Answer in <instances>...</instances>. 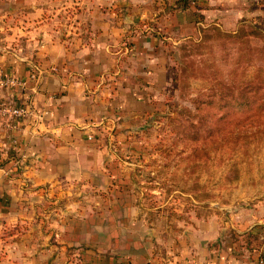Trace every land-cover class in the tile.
Returning a JSON list of instances; mask_svg holds the SVG:
<instances>
[{
	"label": "crops",
	"instance_id": "obj_1",
	"mask_svg": "<svg viewBox=\"0 0 264 264\" xmlns=\"http://www.w3.org/2000/svg\"><path fill=\"white\" fill-rule=\"evenodd\" d=\"M176 2L0 0V74L26 81L0 98L31 111L0 117V264H252L260 255L235 248L216 219L163 245L117 168L171 80L155 19ZM64 4L77 20L67 30L55 25ZM252 225L264 229V214Z\"/></svg>",
	"mask_w": 264,
	"mask_h": 264
},
{
	"label": "rangeland",
	"instance_id": "obj_2",
	"mask_svg": "<svg viewBox=\"0 0 264 264\" xmlns=\"http://www.w3.org/2000/svg\"><path fill=\"white\" fill-rule=\"evenodd\" d=\"M69 8L57 27L77 24ZM160 18L171 80L117 168L163 245L196 220L216 219L235 248L264 255V229L252 225L264 214V1L177 0ZM155 20H146L152 32Z\"/></svg>",
	"mask_w": 264,
	"mask_h": 264
},
{
	"label": "built area",
	"instance_id": "obj_3",
	"mask_svg": "<svg viewBox=\"0 0 264 264\" xmlns=\"http://www.w3.org/2000/svg\"><path fill=\"white\" fill-rule=\"evenodd\" d=\"M26 81L16 76L0 74V90L6 86L14 87V86H24ZM31 111L20 105H13L11 103L6 102L0 98V117L12 116L13 118H23L29 116ZM95 134L92 133L89 135V138H94ZM16 143V140H14ZM252 264H264V255L260 254Z\"/></svg>",
	"mask_w": 264,
	"mask_h": 264
},
{
	"label": "trees",
	"instance_id": "obj_4",
	"mask_svg": "<svg viewBox=\"0 0 264 264\" xmlns=\"http://www.w3.org/2000/svg\"><path fill=\"white\" fill-rule=\"evenodd\" d=\"M223 93H221V98L223 99L224 98V95H222ZM214 102V100H210V102H208L207 104H212ZM205 103V102H204ZM263 119H264V116H263ZM263 130V129H262ZM261 129L259 130H249L247 133H246V137L248 138V139H253L254 137H256L259 133H262L263 131H262ZM230 130L228 131V136L230 135ZM215 142V144H216V140L215 141H213V143ZM214 145V144H213ZM220 145V144H219ZM228 148H231V149H234L235 150V148L237 147L236 145H234V144H232V142H229L228 141ZM218 148H220V146H215V150H217ZM203 151H212L213 150V148H212V146H205V147H203V148H201ZM202 152V151H201ZM200 154V153H199Z\"/></svg>",
	"mask_w": 264,
	"mask_h": 264
}]
</instances>
